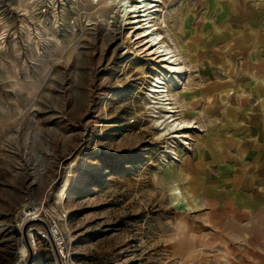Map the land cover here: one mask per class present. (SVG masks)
Returning a JSON list of instances; mask_svg holds the SVG:
<instances>
[{
	"label": "rangeland",
	"instance_id": "1",
	"mask_svg": "<svg viewBox=\"0 0 264 264\" xmlns=\"http://www.w3.org/2000/svg\"><path fill=\"white\" fill-rule=\"evenodd\" d=\"M154 3L151 23L176 73L118 1L0 0V264H240L251 251L244 239L238 251L203 245L184 259L173 234L188 228L167 176L198 152L207 159L216 142L229 146L225 137H259L264 43L253 27L264 0ZM162 74L173 78L174 117L190 127L156 139L167 112L150 90ZM219 151L212 171L227 174L237 149L226 161Z\"/></svg>",
	"mask_w": 264,
	"mask_h": 264
},
{
	"label": "crops",
	"instance_id": "2",
	"mask_svg": "<svg viewBox=\"0 0 264 264\" xmlns=\"http://www.w3.org/2000/svg\"><path fill=\"white\" fill-rule=\"evenodd\" d=\"M253 30V40L255 36L261 34L260 37L264 43V15L262 16V26L253 27ZM248 36L250 35L248 34ZM253 43L258 45L257 40ZM260 122L258 123L259 137L255 139L254 143L249 140L238 142L230 135V137L224 138L226 142L230 143L229 146L228 143L219 146V143L216 142L213 149L206 151L207 159L198 152L192 159H188L192 162L191 165L188 162H183V169H181V164L178 169L172 167V173H168L167 190L170 191V200L173 208L184 214L179 220H183L188 228L182 232L176 228L177 233L173 234L184 259L192 252H196V249H202L203 245L212 244L215 246L218 244L224 251L230 242L232 248L238 251L239 249L235 248V243L245 239L247 241L246 248L251 251L242 257L240 264H264V251L262 250L261 254L255 249L260 246L259 242L264 240V219H255L256 205L263 203L262 207H264V184H258L260 181L264 183V134H262L264 121ZM224 124L226 125V123ZM221 130L222 136H224L227 127H223ZM231 138L232 140L229 141ZM234 144L237 148L232 147ZM230 147L234 150L237 149L234 163L227 166L230 172L223 173L224 168H221L223 169L221 172L212 171V169H216V162L219 161L216 160L214 166L211 164L209 156H218L219 150L222 149L220 157L226 161L229 157ZM223 164L222 167L226 166ZM234 164H237L236 168ZM213 178L218 180L215 181V185L209 182V179ZM205 179L208 180L205 181ZM186 214H191L197 219L187 218ZM190 222H194V224ZM197 254L199 253L197 252ZM214 261L218 264H239L238 261L227 258L224 261L216 258ZM214 261L212 264H215Z\"/></svg>",
	"mask_w": 264,
	"mask_h": 264
},
{
	"label": "bare ground",
	"instance_id": "3",
	"mask_svg": "<svg viewBox=\"0 0 264 264\" xmlns=\"http://www.w3.org/2000/svg\"><path fill=\"white\" fill-rule=\"evenodd\" d=\"M114 1H118L120 4H122V6L124 7V12H137V14L135 13V15H133L132 17H136L134 22H138L140 24V36L146 38V44L148 48L152 49V53L156 55L160 62H162L163 67L166 68L167 72L176 73L177 71H179L181 69V66L176 62V59L173 57V55H171L170 51L161 44L159 36L154 31L153 24L151 23L152 10H154L153 8L156 6V3H154L156 0H135V3H132V1L130 0ZM129 1L131 2L130 4L128 3ZM168 82L173 83L172 75L162 74L156 76L153 84L151 85L150 96L152 97V99H154L153 102L156 103V107H162L165 109V112H167L160 122L164 131L159 134L156 139L164 136H182V133H177L179 132L178 129L180 130L190 127V122L177 120V118L174 117L177 110L172 105L171 98L169 97ZM29 212L33 213L32 209H25L24 213L29 214ZM20 252L22 253V256L27 253V249L24 245L21 246Z\"/></svg>",
	"mask_w": 264,
	"mask_h": 264
},
{
	"label": "built area",
	"instance_id": "4",
	"mask_svg": "<svg viewBox=\"0 0 264 264\" xmlns=\"http://www.w3.org/2000/svg\"><path fill=\"white\" fill-rule=\"evenodd\" d=\"M58 225L56 224V223H54V233H52L54 236H56L57 237V235H59V231H58ZM59 244H61V243H59ZM62 249H63V247H62Z\"/></svg>",
	"mask_w": 264,
	"mask_h": 264
}]
</instances>
